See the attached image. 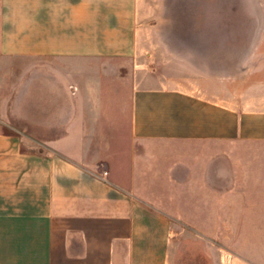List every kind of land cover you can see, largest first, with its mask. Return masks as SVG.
I'll return each mask as SVG.
<instances>
[{"label":"crops","instance_id":"0c3cea01","mask_svg":"<svg viewBox=\"0 0 264 264\" xmlns=\"http://www.w3.org/2000/svg\"><path fill=\"white\" fill-rule=\"evenodd\" d=\"M248 1L0 0V264H264Z\"/></svg>","mask_w":264,"mask_h":264},{"label":"rangeland","instance_id":"374dc122","mask_svg":"<svg viewBox=\"0 0 264 264\" xmlns=\"http://www.w3.org/2000/svg\"><path fill=\"white\" fill-rule=\"evenodd\" d=\"M258 3L259 2H256L255 0H251V1L246 2L245 4L248 6V8H251L252 9L253 6L257 5ZM242 4H243L242 2H237L236 1V4H235L236 5V10L238 8H241V5ZM262 4L264 5V2H262ZM189 21H190V19H187V23ZM192 23H193V21H192ZM236 33H237L235 35V37H236L235 38L236 43L237 42H242L243 41V36H244V32H243L242 28L238 29V32H236ZM218 36H219L220 40L223 37L222 33H219ZM191 37L193 38V36H191ZM244 52H245L244 50H234L232 52H229V54H230L229 57L231 58V60L224 61V65L222 64V61H220V70H221V72H222V69H227L228 68L230 70L233 69L234 73L242 74L243 73V71L241 70V67L242 66H238L237 64H239L242 61V58L244 56ZM188 62H190V61L188 60ZM231 63H235V65L232 66V65H230ZM186 68L188 69V71L191 74V76H194V73H192L193 70H194V65H187ZM245 68H246L245 70H249L250 67H245ZM240 71H241V73H240ZM203 228H205L206 230L210 231V227H203ZM218 229H219V232L220 233L226 231V227H218Z\"/></svg>","mask_w":264,"mask_h":264}]
</instances>
